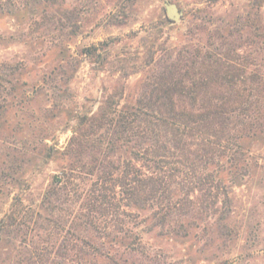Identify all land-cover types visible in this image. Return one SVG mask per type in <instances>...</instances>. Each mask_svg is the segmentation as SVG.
<instances>
[{
    "label": "rangeland",
    "instance_id": "1",
    "mask_svg": "<svg viewBox=\"0 0 264 264\" xmlns=\"http://www.w3.org/2000/svg\"><path fill=\"white\" fill-rule=\"evenodd\" d=\"M196 51L203 82L213 61L239 80L205 85L203 108L211 96L237 93L248 103L255 80L263 82L250 107L260 129L242 143L247 171L224 178L223 227L212 217L195 237L158 240L163 251L149 264H264V0H0V225L13 207L39 208L69 150L86 160L90 153L71 146L87 128L83 117L105 113L106 103L133 105L158 66ZM17 254L1 234L0 264Z\"/></svg>",
    "mask_w": 264,
    "mask_h": 264
},
{
    "label": "trees",
    "instance_id": "2",
    "mask_svg": "<svg viewBox=\"0 0 264 264\" xmlns=\"http://www.w3.org/2000/svg\"><path fill=\"white\" fill-rule=\"evenodd\" d=\"M198 53L158 66L133 105L106 103L105 113L82 118L87 128L71 146L98 156L81 162L69 150L39 208L13 207L0 225L18 251L12 264H149L163 251L158 240L195 237L191 231L212 217L223 227L224 178L234 182L248 169L242 143L258 135L250 107L263 82L253 81L248 103L237 93L232 101L211 96L203 108L205 85L239 80L226 68L220 75L213 61L203 82Z\"/></svg>",
    "mask_w": 264,
    "mask_h": 264
},
{
    "label": "water",
    "instance_id": "3",
    "mask_svg": "<svg viewBox=\"0 0 264 264\" xmlns=\"http://www.w3.org/2000/svg\"><path fill=\"white\" fill-rule=\"evenodd\" d=\"M165 11H166L168 19L171 22L177 23L180 21L181 12L179 11V9L177 8V6L175 4L166 3L165 4Z\"/></svg>",
    "mask_w": 264,
    "mask_h": 264
}]
</instances>
